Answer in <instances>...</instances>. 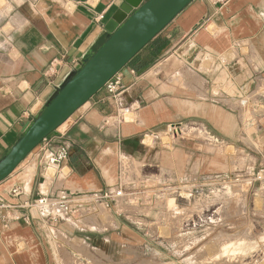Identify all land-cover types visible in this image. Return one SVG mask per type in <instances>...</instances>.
I'll return each mask as SVG.
<instances>
[{"label":"crops","instance_id":"crops-1","mask_svg":"<svg viewBox=\"0 0 264 264\" xmlns=\"http://www.w3.org/2000/svg\"><path fill=\"white\" fill-rule=\"evenodd\" d=\"M123 2L0 0V160L42 113L55 88L104 44L105 26ZM155 39L163 46L158 59L143 72L125 67L118 98L101 89L50 135L48 146H37L0 183V201L18 205V211L30 217L29 222L12 220L6 225L0 218V264H78L71 251L98 263L109 259V264H122L119 259L124 255H135L129 245L135 238L127 230L129 218L144 220L145 211L158 199L150 196L146 184L142 193L136 192L139 211H119L121 203L131 205L130 194L108 210L115 227L104 236L110 245L106 249L96 247L97 240L86 235L88 230L102 233L97 228L108 225L101 222V212L92 228L82 231L65 221L54 225L23 205L57 189L77 195L121 182L128 192L134 187L131 181L140 177L123 170V156L136 163L141 175L153 173L165 183L207 174L204 167L214 155L204 143L163 138L145 148L140 141L147 131L178 121L202 123L233 146L247 141V127H252L254 140L263 145L264 114L247 121L234 104L246 103L243 97L256 94L264 81V0H194ZM123 104L132 109L125 122L116 124V109ZM64 144L72 152L58 174L48 165V156ZM15 185L22 188L21 194H14ZM53 226L65 236L52 234ZM79 232L85 234L72 240L83 244L68 240Z\"/></svg>","mask_w":264,"mask_h":264},{"label":"rangeland","instance_id":"rangeland-1","mask_svg":"<svg viewBox=\"0 0 264 264\" xmlns=\"http://www.w3.org/2000/svg\"><path fill=\"white\" fill-rule=\"evenodd\" d=\"M257 89L256 94L243 97L246 103L234 104L247 121L254 120L257 114H264L263 80ZM254 131L247 127V141H239L233 146L223 141L218 145L210 144L204 137L198 139L214 158L204 167L207 174L196 178L198 192L193 197L185 189L182 197H173L172 190L166 187L174 185V181L162 182L153 173L141 175L136 163L123 156V170L135 172L140 178L132 179L130 185L134 187L127 192L132 196L131 205L121 203L119 211L140 210L142 206L136 192L142 193L145 184L150 196L156 195L158 199L149 205L145 211L148 217L144 220L129 218L131 228L127 227V230L135 236L130 238L129 245L135 255H124L119 261H123L122 264H264V143L260 145L254 140ZM225 158H229L228 163ZM174 198L177 201L174 202ZM108 214L109 211L101 209V222L108 223L97 228L102 233L89 230L86 233L96 239V247L102 249L110 246L104 236L115 227L114 218ZM50 232L65 236L54 226ZM82 234L85 233L66 238L80 245L84 241L72 239ZM54 244L62 247L57 240ZM87 246L90 248L89 244ZM71 253L72 260L78 264L110 262L102 259L98 263L80 253Z\"/></svg>","mask_w":264,"mask_h":264},{"label":"water","instance_id":"water-1","mask_svg":"<svg viewBox=\"0 0 264 264\" xmlns=\"http://www.w3.org/2000/svg\"><path fill=\"white\" fill-rule=\"evenodd\" d=\"M193 1L124 0L105 26L104 44L80 61L55 88L42 113L26 125L22 136L0 160V183Z\"/></svg>","mask_w":264,"mask_h":264},{"label":"built area","instance_id":"built-area-1","mask_svg":"<svg viewBox=\"0 0 264 264\" xmlns=\"http://www.w3.org/2000/svg\"><path fill=\"white\" fill-rule=\"evenodd\" d=\"M52 66L53 65L49 68V71L52 69ZM105 88L110 96L118 98L123 92L120 73L111 78L106 83ZM131 109V105L128 104L119 105L113 119L114 123L120 124L125 122ZM109 122V119L104 121L105 124ZM201 137H204V140L210 144L218 145L222 142V140L212 133L206 125L202 123H187L184 121L169 123L160 131H147L144 133L140 142L145 148H153L156 143L163 138H171L172 140L179 141L199 139ZM50 143V136L42 142L44 146H48ZM71 152V147L69 145H61L48 156V165L54 168L56 173L61 174L65 163H67L70 158ZM166 188L172 190L173 197H182L183 189L188 191L191 197L198 192L196 180L190 177H183L178 183L167 186ZM13 192L19 195L22 193V188L19 185H15ZM126 197V188L120 182L116 185L107 186L101 191L77 195L66 189H57L49 194H40L35 199L28 200L23 206L36 209L42 217L50 220L54 225L60 221H65L84 231L86 229H91V226L96 223L98 218L97 215L101 212V209L108 211L113 207L117 208V205ZM130 197L132 196L130 195ZM18 209V205L0 201V218L5 225L12 220L24 219L26 222L30 221V217L20 213ZM82 219H87L86 223L82 222Z\"/></svg>","mask_w":264,"mask_h":264},{"label":"trees","instance_id":"trees-1","mask_svg":"<svg viewBox=\"0 0 264 264\" xmlns=\"http://www.w3.org/2000/svg\"><path fill=\"white\" fill-rule=\"evenodd\" d=\"M155 43H157V39L154 38L147 46L135 55L127 66L132 67L138 72H143L150 68L158 59V56L163 49L161 44L157 45Z\"/></svg>","mask_w":264,"mask_h":264},{"label":"bare ground","instance_id":"bare-ground-1","mask_svg":"<svg viewBox=\"0 0 264 264\" xmlns=\"http://www.w3.org/2000/svg\"><path fill=\"white\" fill-rule=\"evenodd\" d=\"M188 71H189V70H188ZM188 71H187V72H188ZM182 75H183V74H182ZM183 76H184V75H183ZM197 78H198V77H197ZM224 99H225V98H224ZM245 101H246V100H245ZM148 181H149V180H148ZM53 231H54V230H53ZM53 233H54V232H53ZM53 233H52V234H53ZM56 234H57V233H56ZM63 236H64V235H63ZM63 236H62V237H63ZM53 237H54V236H53ZM60 239H61V238H60ZM63 242H64V241H63ZM63 242H62V243H63ZM66 243H67V242H66ZM76 249H77V247H76Z\"/></svg>","mask_w":264,"mask_h":264}]
</instances>
